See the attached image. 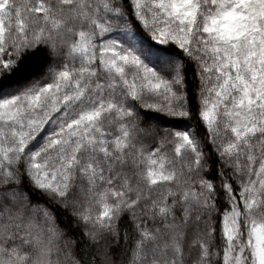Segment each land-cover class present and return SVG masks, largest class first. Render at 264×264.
Here are the masks:
<instances>
[{
    "label": "snow or ice",
    "instance_id": "snow-or-ice-1",
    "mask_svg": "<svg viewBox=\"0 0 264 264\" xmlns=\"http://www.w3.org/2000/svg\"><path fill=\"white\" fill-rule=\"evenodd\" d=\"M0 264H264V0H0Z\"/></svg>",
    "mask_w": 264,
    "mask_h": 264
},
{
    "label": "trees",
    "instance_id": "trees-1",
    "mask_svg": "<svg viewBox=\"0 0 264 264\" xmlns=\"http://www.w3.org/2000/svg\"><path fill=\"white\" fill-rule=\"evenodd\" d=\"M27 66H28V61L26 58V60L24 62H22L21 68L23 69V68H26ZM190 126L195 130V124L194 123L190 124Z\"/></svg>",
    "mask_w": 264,
    "mask_h": 264
}]
</instances>
